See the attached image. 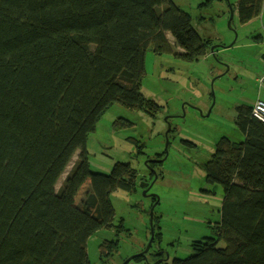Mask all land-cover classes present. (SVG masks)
<instances>
[{
    "label": "trees",
    "instance_id": "16d2710c",
    "mask_svg": "<svg viewBox=\"0 0 264 264\" xmlns=\"http://www.w3.org/2000/svg\"><path fill=\"white\" fill-rule=\"evenodd\" d=\"M263 8L264 0H238L239 23ZM212 45L171 0H0V264H92L89 239L103 229L124 231L111 195L132 192L137 171L116 163L110 175L92 172L88 137L115 104L153 118L161 112L141 92L150 47L191 63ZM252 109L236 108L245 139L221 137L204 164L206 182L224 190L216 236L193 243V254L173 264H264V123ZM121 126L132 123L120 119ZM154 159L147 164L160 177L163 162ZM158 220L154 213V230ZM160 236L155 230L154 240ZM118 249V240L104 242L101 260ZM134 261L150 262L147 255Z\"/></svg>",
    "mask_w": 264,
    "mask_h": 264
},
{
    "label": "rangeland",
    "instance_id": "374dc122",
    "mask_svg": "<svg viewBox=\"0 0 264 264\" xmlns=\"http://www.w3.org/2000/svg\"><path fill=\"white\" fill-rule=\"evenodd\" d=\"M206 1L171 0L194 18L198 32L212 40L211 49L216 47V51L187 63L174 54L155 55L150 47L146 52L141 92L156 101L161 112L153 118L143 111L115 104L88 137L87 156L92 172L110 175L116 163H130L138 174L132 192L119 190L111 195L115 224L122 222L124 231L117 234V228L103 229L89 239L92 264H124L143 252L152 238V209L159 217L155 230L161 236L153 240L147 254L150 262L133 260L128 264H173L174 260H185L193 254V243L216 236L222 219L224 190L221 185L206 182L204 164L212 158L221 137L238 142L245 139L235 124L237 106L251 105L259 97L264 99V90H260L257 81L263 72V60L256 56L259 42L255 39L264 35V8L258 24L242 27L238 20V0H227L234 10L230 28L228 3L215 0L201 8ZM165 7H160V11ZM167 35L174 44L172 36ZM249 37H254L255 46L236 47ZM120 119L132 126L115 127ZM169 124L172 132H169L168 155L157 167L160 177L155 181V175L151 179L147 162L154 158L161 160L158 156L166 152ZM138 146H145L144 153L139 154ZM80 154L78 150L73 156L56 185L57 191ZM145 183L153 184L147 193ZM154 196L159 205L152 207ZM113 240L119 241V249L103 262L101 245ZM224 246V242L219 243V247Z\"/></svg>",
    "mask_w": 264,
    "mask_h": 264
},
{
    "label": "water",
    "instance_id": "95a60500",
    "mask_svg": "<svg viewBox=\"0 0 264 264\" xmlns=\"http://www.w3.org/2000/svg\"><path fill=\"white\" fill-rule=\"evenodd\" d=\"M229 7H230V14H229V19H228V24H229V27L232 28V21H233V18H234V10L232 8V5L229 4ZM237 40V39H236ZM236 42V41H235ZM234 42V44H235ZM216 49V47H213L211 49L212 52H214ZM171 131V125L169 124L168 125V131L166 133V155L165 157L167 158V155H168V146H169V132ZM163 158L161 160H158L159 162H164L166 160V158ZM152 170V169H151ZM152 172H154L155 174V181L157 180L158 178V175L156 174V171L155 170H152ZM153 184H148V183H145L143 186L145 187V193L148 192V190L152 187ZM155 197V196H154ZM157 198V197H156ZM158 200V198H157ZM159 201V200H158ZM153 216H154V209L151 210V213H150V219H151V241L148 245V247L141 253L137 254V255H134L132 256L131 258H129L128 260H126V262L124 264H128L129 262L135 260L137 257H145L146 258V255L148 254L151 246H152V243H153V240H154V236H155V230L153 228Z\"/></svg>",
    "mask_w": 264,
    "mask_h": 264
},
{
    "label": "built area",
    "instance_id": "2783aa9c",
    "mask_svg": "<svg viewBox=\"0 0 264 264\" xmlns=\"http://www.w3.org/2000/svg\"><path fill=\"white\" fill-rule=\"evenodd\" d=\"M258 85L261 88L260 90H264V55H263V72L257 79ZM252 116L262 123H264V100L261 98H257L254 102L252 109Z\"/></svg>",
    "mask_w": 264,
    "mask_h": 264
},
{
    "label": "crops",
    "instance_id": "0c3cea01",
    "mask_svg": "<svg viewBox=\"0 0 264 264\" xmlns=\"http://www.w3.org/2000/svg\"><path fill=\"white\" fill-rule=\"evenodd\" d=\"M262 17H263V14H262V16H260L259 18H261V20H262ZM259 18H257V19H254L253 21H251L250 23H247V24H245V25H242V27H248V26H250V25H253V24H258V19ZM261 39H259L258 40V42H259V46H258V53H257V55L256 56H259V57H261L262 58V55H263V52H264V35L263 34H261ZM253 38L254 37H249L248 39L249 40H247L246 42L244 41L242 44H240L239 46H237L236 45V47H239V48H247V47H250V46H255L254 45V43H253ZM261 45V46H260ZM178 50H180V49H178ZM263 94H264V92L262 93V96H263ZM255 102V101H254ZM254 102L251 104V105H253L254 104Z\"/></svg>",
    "mask_w": 264,
    "mask_h": 264
},
{
    "label": "bare ground",
    "instance_id": "6f19581e",
    "mask_svg": "<svg viewBox=\"0 0 264 264\" xmlns=\"http://www.w3.org/2000/svg\"><path fill=\"white\" fill-rule=\"evenodd\" d=\"M263 60V59H262ZM260 98V97H259ZM261 99H263V98H261ZM264 100V99H263ZM254 105V104H253Z\"/></svg>",
    "mask_w": 264,
    "mask_h": 264
}]
</instances>
